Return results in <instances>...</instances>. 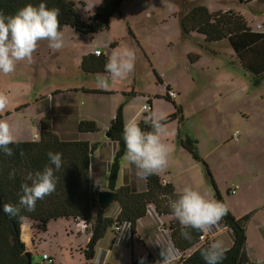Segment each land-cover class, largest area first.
<instances>
[{"label":"rangeland","instance_id":"rangeland-1","mask_svg":"<svg viewBox=\"0 0 264 264\" xmlns=\"http://www.w3.org/2000/svg\"><path fill=\"white\" fill-rule=\"evenodd\" d=\"M73 1L80 19L90 22L89 17L103 0ZM197 5H204L211 12L239 11L251 28L264 30V0H123L119 10L110 15L107 26L79 33L65 25L60 29L65 40L61 50L53 52L47 41H40L31 63L22 61L15 72L0 73V92L9 98L8 107L0 112V119L8 120L13 126L16 141L32 137L35 132L34 138L40 140L41 121L36 112L42 111L45 113L43 118L50 117L51 130L59 139H89L96 144L93 156L100 163L111 166L118 143L111 140L107 132L118 111L121 110L125 123L128 119L139 121L148 115L151 99L155 101L154 110L165 116L178 110L182 120L174 118L165 123L166 132L161 137L170 148L166 170L176 174L177 191L191 186L207 198L226 204L236 218L250 213L249 235L246 231L247 256L262 264L264 237L255 232L260 218L255 219L252 215L257 203L264 199V189L250 184L258 181L256 169L264 168V146L260 145L264 140V77L257 82L255 76L241 66L225 39L209 42L198 32L183 31L182 16ZM124 48L135 52L134 71L125 78L110 81V88L97 86V77L106 76L105 71L84 73L80 70L84 52L98 49L108 57ZM68 87L80 89L68 90ZM83 88L97 91H84ZM170 91L175 96L166 100L165 95ZM32 96H36L37 103H30ZM26 103L30 104L27 106ZM19 104L22 107L17 108ZM8 110L11 113L7 115ZM83 116L94 120L98 130L80 132L77 123ZM178 134L194 142L214 183L201 160H195L180 145V148L169 145L172 137L176 138ZM132 168L135 170V165L123 155L118 180H128ZM70 173L72 180H67V190L80 176L72 168ZM240 182L247 187L240 189ZM141 183L139 180L138 184ZM60 184L66 182L58 181L56 189H64ZM78 184L82 189L80 180ZM233 187L237 188L236 192H231ZM84 201L81 197L75 210L82 215L51 219L45 229L34 228L40 223L30 217L23 220L21 237L26 242L27 223L32 225V264H48L42 258L44 253L52 259V264H128L138 255L147 257L146 248L156 258L152 263H158L163 260V247L176 250L168 233V224L175 217L158 214L152 204L147 206L146 215L136 222L134 235L129 222L118 224V232H114L113 224L90 249L93 232L90 235L88 229L86 233H78L71 228L72 218L75 222L88 221L93 231L95 217L91 213L103 211L105 216L115 217L118 206L112 202L106 210H101L92 198L87 208ZM37 206L44 209L43 204ZM37 211L44 214L40 209ZM223 224L222 218L212 230H218V233H207L204 241L211 244L224 237L222 240L226 243L225 230H219ZM228 228V233L233 235L232 229Z\"/></svg>","mask_w":264,"mask_h":264},{"label":"trees","instance_id":"trees-1","mask_svg":"<svg viewBox=\"0 0 264 264\" xmlns=\"http://www.w3.org/2000/svg\"><path fill=\"white\" fill-rule=\"evenodd\" d=\"M122 1L103 0L97 6L95 13L89 17L90 22L80 19L73 0H0V12L5 15H13L26 4L38 5L43 2L48 8L59 10L60 29L65 25H69L75 31L84 33L107 26L110 15L119 10ZM181 27L185 33L198 32L203 34L205 40L209 42L226 39L241 66L252 73L256 79L264 77V30L251 28L240 13L232 11L210 12L206 6L197 5L182 16ZM106 59L107 57L103 54L96 56L93 53H87L82 56L80 67L86 73L102 72L105 71ZM165 98L166 100H171L169 94H166ZM177 106L179 109L182 108L180 105ZM16 107H22V104ZM9 112H6L7 115ZM49 118L47 115L41 119L40 140L16 141L15 144L10 145L13 149V155L10 157L0 151V264H27L26 248L21 238V225L26 217L32 218L37 224L38 222L40 223V226L35 225L34 228L37 226L40 229H45L46 224L51 219L71 217L75 214L76 216L82 215L75 212L80 205L81 197L85 198L84 202L87 208L89 207L88 202H91L92 198L95 199L97 204V193L100 190V185L92 183L90 179V158L93 155L96 144L80 138L76 140L59 139L51 130L52 125L49 122ZM144 118L138 121L141 129L151 131V128L144 123ZM174 118H178L179 121L182 120L178 110L177 113L173 112L167 115L164 123ZM77 124L80 132H95L98 130L96 122L92 119L82 118ZM123 125L124 121L120 110L112 120L109 128L110 138L118 143V150L111 166H109L107 181L104 186L106 188H102L116 191V197L113 202L117 203L119 212L115 217L104 216L103 211L96 213L92 223L95 227L92 231V238L89 241L90 249L103 236L104 231L113 224L118 225L122 222H129L131 234L134 235L136 233V222L146 215L147 206L150 204L154 206L158 214L172 215L167 198L176 199L175 194L178 193L176 187L171 182L163 180L159 173L141 180L137 178L136 169L134 170L133 168L129 182L117 187L120 158L126 151L123 140ZM175 143L188 151L195 160H201L196 152L194 142L189 137L183 139L178 134L175 138ZM49 151L62 154V167L55 172V176L57 182H66V184H60L64 189H56L43 200H38L34 211H27L22 208L18 215L9 216L3 211V205L18 204V194L21 184L25 182V177L29 172L34 173L43 169L44 165L48 163L47 153ZM201 161L208 176L214 183L207 163L203 160ZM69 166L80 176L71 189L67 190L69 187V181L67 180H72ZM11 170H15V178L9 180L8 175ZM79 180L82 182V189L78 184ZM139 180L143 184L139 185ZM162 196L165 198L162 199ZM38 204H43L44 209L39 208ZM57 207H65L67 209H62L61 211ZM39 209L44 211L43 215L38 213L37 210ZM249 217L250 213L236 218L229 211L223 217L226 226L233 231V243L231 247L227 248L225 258L221 261V264H256L247 256L246 231ZM168 229L171 241L179 255L175 260V264H205L201 257V250L207 248L210 241H200L199 236L203 232L189 229L191 239H185L181 235V226L176 218L170 221ZM147 254V260L144 261V264H158L157 262L152 263L155 258L151 253ZM89 258H92L91 254ZM105 264L113 263L107 262ZM128 264H140V260L131 259Z\"/></svg>","mask_w":264,"mask_h":264},{"label":"clouds","instance_id":"clouds-1","mask_svg":"<svg viewBox=\"0 0 264 264\" xmlns=\"http://www.w3.org/2000/svg\"><path fill=\"white\" fill-rule=\"evenodd\" d=\"M40 41H47L48 48L53 52L65 46L58 9L48 8L41 2L38 5L26 4L13 15L0 12V73L8 75L15 72L17 64L22 61L31 63ZM134 67V50L124 48L122 51L111 53L104 65L107 75L97 77V86L102 89L110 88V81L115 82L127 77L134 71ZM8 104V96L0 92V112H3ZM165 121L163 112L153 110L144 118V123L151 131L142 130L135 118L128 119L123 125V140L126 146L124 159L135 165L138 179H147L168 166L170 148L161 139L166 132ZM15 143V129L8 120L0 119V151L9 157L12 156L13 149L10 145ZM47 157L48 163L42 170L29 172L25 177L18 194V204L3 205L6 214L16 216L22 208L34 211L38 200H43L56 190L55 172L62 167V154L49 151ZM8 178H15V170L9 172ZM175 195L176 199L167 198L168 206L178 220L181 235L185 239H191L189 229L199 232L212 231L229 211L226 204L207 198L191 186H185ZM226 251L224 240L217 239L201 250V257L205 264H221ZM161 256L163 260L158 264H175L176 254L171 248L163 247ZM140 264H144L143 257L140 258Z\"/></svg>","mask_w":264,"mask_h":264},{"label":"crops","instance_id":"crops-1","mask_svg":"<svg viewBox=\"0 0 264 264\" xmlns=\"http://www.w3.org/2000/svg\"><path fill=\"white\" fill-rule=\"evenodd\" d=\"M211 12V11H210ZM236 12H239V11H236ZM241 13V12H240ZM263 18H264V15H263ZM201 34V33H200ZM203 35V34H202ZM226 40V39H225ZM231 46V45H230ZM95 50V49H94ZM88 52H84L83 53V55H85V54H87ZM89 53H93V52H90L89 51ZM82 55V56H83ZM80 70L82 71V72H84L85 73V71H83L82 69H81V67H80ZM261 78H259V79H256V81L258 82L259 80H260ZM64 89V88H63ZM70 89H74V90H78V89H80V88H77V87H74V88H70V87H68V90H70ZM84 89V91H97V90H95L94 88H89V90H88V88H83ZM53 91H55V89L54 90H52L51 91V93L53 92ZM29 94H31V95H33L31 92H29ZM152 100V99H151ZM150 100V106H151V111H153L154 110V105H155V101H151ZM38 102V100L36 99V96H32L31 97V104H34V103H37ZM30 103H26L27 104V106L30 104ZM144 105V104H143ZM142 108H143V106H142ZM8 111H10L11 112V110H8ZM10 112H9V114H10ZM36 115H37V118L38 119H40V121H41V119L45 116V113L44 112H42V111H39V112H36ZM115 115V114H114ZM86 116H83V118H85ZM82 119V118H81ZM77 123V122H76ZM35 125V121H34V117H33V115H32V126H34ZM36 134V132L35 133H33V136L32 137H28V138H23V139H19L20 141H29V140H36V139H38V137L37 138H34V135ZM182 138V137H181ZM84 139H86V140H89V139H87V138H84ZM90 141V140H89ZM91 142V141H90ZM173 144H176V145H173ZM169 145L171 146V147H173V146H175V147H179L180 148V146L177 144V143H175V137L173 138L172 137V141L169 143ZM262 147L264 146V140H263V142H262V144H260ZM94 153V152H93ZM108 170H109V165H104V164H102V163H100V161L97 159V158H95L93 155L91 156V158H90V179H91V182L92 183H94V184H96V185H100V188L99 189H102V188H106V187H104L105 185H106V181H107V176H108ZM159 174L161 175V177L163 178V180H165L166 182H171L175 187H176V189H177V186H176V183H177V176H176V174L175 173H173V172H171V170H163V171H161V172H159ZM130 177V176H129ZM129 179L130 178H128V180H123V181H119L118 179H117V187L118 186H120L121 184H124V183H127V182H129ZM255 179H257L258 181L257 182H254V183H252V184H250V185H255L256 187H262L263 189H264V168H258V169H256V173H255ZM142 184H143V182H142ZM244 186L245 187H247V185H244L243 183H241L240 182V186H239V188L240 189H243L244 188ZM235 190V192H236V190H237V188L236 187H233V188H231V192H233V191ZM149 211H150V208H149ZM118 212H119V209H118V211L114 214V215H117L118 214ZM91 215H93L94 217L96 216V212L95 213H91ZM105 216V215H104ZM108 217H112V216H108ZM252 217H254L255 219H257V218H260V222L258 223V226H257V228H256V231L255 232H257L260 236H262V237H264V199L263 200H261V201H259L258 203H257V206H256V212L252 215ZM68 218H71V217H68ZM72 221L74 222V219L72 218ZM35 222V221H34ZM252 222H250L249 221V224H248V227H247V230H248V235H249V226H250V224H251ZM70 224H72L71 225V228H73L74 230H75V225H76V223L74 222V223H70ZM22 226V225H21ZM27 226H28V228H29V230H28V236H29V238L28 239H26L27 240V242L26 241H24L23 239V242H24V244H25V248H26V250H28V251H31L30 250V247H31V245H32V243H33V238H32V225L30 226L28 223H27ZM225 230V231H223V233H225V237H226V243H225V245H226V248H229V247H231V242H232V239H233V235H231V234H229L228 233V227L226 226V224H223V226H222V228H220L219 230ZM218 230H216V231H210V232H203L205 235H207V233H209V234H211V233H214V234H217L218 232H217ZM168 233H169V229H168ZM169 235H170V233H169ZM210 237H212V236H210ZM22 238V237H21ZM224 237H222L221 239H223ZM114 241H116V239L114 240ZM167 248H170V247H167ZM146 250H147V253H150L149 252V249L148 248H146ZM173 250V249H172ZM174 252H175V254H176V259L178 258V253H177V251L174 249L173 250ZM155 258V257H154ZM156 259V258H155ZM250 259V258H249ZM262 259H264V258H262ZM251 261H253V262H255L256 264H260V263H258V262H256V261H254V260H252V259H250ZM160 261V260H159ZM262 264H264V260L262 261Z\"/></svg>","mask_w":264,"mask_h":264},{"label":"built area","instance_id":"built-area-1","mask_svg":"<svg viewBox=\"0 0 264 264\" xmlns=\"http://www.w3.org/2000/svg\"><path fill=\"white\" fill-rule=\"evenodd\" d=\"M93 54L96 55V56H98V55L101 54V51L98 50V49H95V50L93 51ZM169 96L174 97V96H175V93L172 92V91H170V92H169ZM144 107H146V106H144ZM235 133H236V135H235V139H237V131H236ZM212 145H213V144H212ZM214 145H215V144H214ZM76 217H79V216H76ZM73 219H74V218H73ZM75 219H76V218H75ZM74 222H75V221H74ZM75 223H76V225H75V231H77L78 233H86L87 230L89 229V230H90L89 234H90V235L92 234V229H91V227H90V223H89L88 221L86 222L84 219H81L80 222L78 221V222H75ZM118 230H119V226L115 225L114 232H118ZM199 239H200V241H204V240L206 239V235L202 233V234L199 236ZM141 257L144 258V261L147 260V258L144 257L143 255H140V256L138 255V256L136 257V259L140 260ZM42 258H43L44 260H47V261H48V264H50V263L53 262L52 259H51L46 253H44V254L42 255Z\"/></svg>","mask_w":264,"mask_h":264},{"label":"water","instance_id":"water-1","mask_svg":"<svg viewBox=\"0 0 264 264\" xmlns=\"http://www.w3.org/2000/svg\"><path fill=\"white\" fill-rule=\"evenodd\" d=\"M108 137H110V132H107ZM116 191L110 189H100L97 193V204L101 210H106L108 206L115 200ZM25 255L27 257V264H32L31 252L25 250Z\"/></svg>","mask_w":264,"mask_h":264},{"label":"bare ground","instance_id":"bare-ground-1","mask_svg":"<svg viewBox=\"0 0 264 264\" xmlns=\"http://www.w3.org/2000/svg\"><path fill=\"white\" fill-rule=\"evenodd\" d=\"M11 113V112H10ZM1 115V114H0ZM73 217H74V215H72ZM27 227V230H26V232H25V237H26V239H28L29 238V236H28V230H29V228H28V226H26Z\"/></svg>","mask_w":264,"mask_h":264}]
</instances>
